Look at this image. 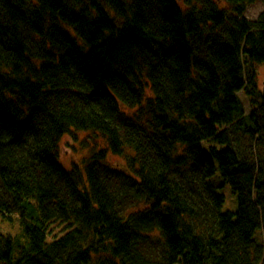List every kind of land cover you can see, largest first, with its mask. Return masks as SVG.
Returning a JSON list of instances; mask_svg holds the SVG:
<instances>
[{
  "label": "trees",
  "instance_id": "obj_1",
  "mask_svg": "<svg viewBox=\"0 0 264 264\" xmlns=\"http://www.w3.org/2000/svg\"><path fill=\"white\" fill-rule=\"evenodd\" d=\"M259 1L0 0V264H264Z\"/></svg>",
  "mask_w": 264,
  "mask_h": 264
},
{
  "label": "rangeland",
  "instance_id": "obj_2",
  "mask_svg": "<svg viewBox=\"0 0 264 264\" xmlns=\"http://www.w3.org/2000/svg\"><path fill=\"white\" fill-rule=\"evenodd\" d=\"M264 11V4L262 2H256L250 4L248 10L245 13V16L248 19H257L261 12ZM258 70V87L261 92L264 82V62L260 64L257 68ZM240 98L246 104L247 112L251 109V104L248 102V96L245 92H240ZM104 137L97 131L94 130H76L71 129L70 132L63 138L61 144L62 147L60 149V157L61 162L64 166L70 168L72 163H80L82 158L85 156H90L93 150L99 151L100 147L104 144ZM110 163H123L124 159L122 155H117L114 153H110L107 155ZM221 184V181L219 182ZM220 191L225 194V204L223 210H232L235 211L237 208L236 196H234L233 192L229 185L224 184V187L220 188ZM21 223H19L18 215H14L13 218H6L0 215V232L7 234H17L20 231Z\"/></svg>",
  "mask_w": 264,
  "mask_h": 264
},
{
  "label": "water",
  "instance_id": "obj_3",
  "mask_svg": "<svg viewBox=\"0 0 264 264\" xmlns=\"http://www.w3.org/2000/svg\"><path fill=\"white\" fill-rule=\"evenodd\" d=\"M261 92L263 93V97H264V82H263V87H262Z\"/></svg>",
  "mask_w": 264,
  "mask_h": 264
}]
</instances>
